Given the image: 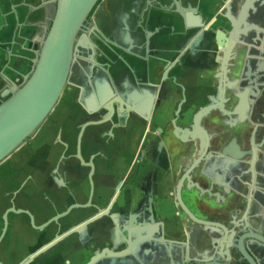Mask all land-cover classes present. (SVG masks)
<instances>
[{
	"label": "flooded vegetation",
	"instance_id": "1",
	"mask_svg": "<svg viewBox=\"0 0 264 264\" xmlns=\"http://www.w3.org/2000/svg\"><path fill=\"white\" fill-rule=\"evenodd\" d=\"M44 1L55 10L53 0ZM165 1L169 4L164 11L141 21L147 26L141 31L146 38L134 33L125 51L113 44L114 38L105 39L100 28L90 36L96 67L109 64L110 81L123 99L113 98L106 116L111 127L109 145L118 141L116 130L124 136L123 156L115 148L108 157L94 152L96 159L111 163L104 197L95 191L94 179L100 175L95 165L80 151L78 156L77 150L70 158L81 165L73 171L57 168L29 174L40 198L23 197L22 189L0 187V264H192V242L198 227L204 226L175 207L173 197L187 169L190 178L182 181V199L196 217L225 223L232 214L237 220L249 202V229L264 234V72L255 70L257 49L264 52V30L258 31L259 36L215 37L217 30L229 29L230 18L237 21L238 31L264 29V18L258 16H264V3L255 0L239 17L235 0H230V9L215 0L205 10L197 9V0H192L190 12L176 7V0ZM162 2L144 0L145 10ZM92 12L94 21L97 8ZM182 16L204 26L183 31ZM207 25L210 29H205ZM45 31L34 40L35 50ZM163 170L164 184L173 187L177 208L171 206L173 215L167 222L156 207ZM42 176L48 181H37ZM82 177L85 183L79 182ZM199 189L207 192L201 194ZM185 190L208 213L206 217L193 211L183 198ZM101 197L103 204L98 207L95 199ZM88 208L95 211L85 216ZM148 225H158L154 234L158 249L172 251L176 242L189 243L185 258L154 256L155 243L148 242L141 247L150 251L149 256H136L133 261L129 257L132 230ZM88 226L91 230H86ZM203 251L206 262H214L211 248L205 246Z\"/></svg>",
	"mask_w": 264,
	"mask_h": 264
},
{
	"label": "water",
	"instance_id": "2",
	"mask_svg": "<svg viewBox=\"0 0 264 264\" xmlns=\"http://www.w3.org/2000/svg\"><path fill=\"white\" fill-rule=\"evenodd\" d=\"M53 1L55 10L51 22L47 26L44 35L39 39V45L35 50V57L30 69L19 83L12 81L0 94V164L34 135L56 106L65 87L68 84H76L72 75L75 71L74 66L79 62L82 64L79 65V71L85 79L80 82L82 85L80 86L77 102L87 113L92 114L104 109L105 104L113 98L117 97V99L119 98L123 101L121 93L110 81L109 64H104L106 68L96 67L98 66V61L94 58V44L90 40L91 34L96 29L100 31L98 26L94 25L92 21L94 15L91 14L94 8L100 7L99 2H103V0ZM214 1L204 0V2H199L197 0L195 7L197 9L208 8V5L214 4ZM235 1L238 3L237 10L240 17L246 14V10L253 6L255 0ZM256 1L264 3V0ZM220 2H223L225 9H230V0H221ZM221 4H217V6H221ZM258 16L259 19L264 18L261 13H258ZM182 17L183 31L197 30L204 26L195 22L197 21L196 19L188 20L184 16ZM89 18H91V21H89ZM87 22L89 23L88 25ZM229 22V29H225L222 33L220 29L217 30L215 37L230 39L248 34L259 36L258 31L264 30L257 26L255 32L248 30L238 31L237 21L235 22L230 18ZM210 25H207L205 29H210ZM101 32L105 39H112L105 31L101 30ZM144 33L142 36L146 38ZM132 36L128 35L127 32L125 34L122 33L120 37L113 40V44L118 45L125 51L127 49L126 44H130L135 38ZM228 49L229 47L225 49L224 54L227 53ZM255 56V70H257V73L263 74V50L258 48ZM94 67L96 70H94ZM244 97H246V94H244ZM143 105L141 104V106ZM150 106L151 103H149ZM119 114L120 117H123L122 115L125 113L121 111ZM83 127H85V124L82 125L78 136L76 148L78 156ZM89 165L92 166V164ZM189 172V169L185 170L176 185L173 197L176 201V207L183 214L195 223L204 226L192 242L195 256L192 264H264V234L251 228L249 229V202H247L242 216L237 220L233 218L232 214L226 217L229 219L225 223L199 219L189 210L182 199L184 187L182 186V181L183 179L189 180ZM199 190L201 194L207 192L202 189ZM158 225L137 227L132 230L133 241L131 242L129 257L133 261L136 256H149L150 251L141 247L142 243L148 244V242L155 243L153 249L156 248L155 250L158 252L156 253L155 251L154 256L168 254L178 258H185L184 251L187 253L186 247L189 243L176 242L172 251L164 247L162 249L157 248L156 242L158 241L154 234L158 230ZM159 238L161 239L162 237L159 235ZM205 246L211 248V256L214 259L212 263L206 262L207 260L203 254V247ZM251 248L258 250L257 253L256 251L255 253L252 252ZM121 257L118 256L117 258L121 259ZM120 259H117V261Z\"/></svg>",
	"mask_w": 264,
	"mask_h": 264
},
{
	"label": "crops",
	"instance_id": "3",
	"mask_svg": "<svg viewBox=\"0 0 264 264\" xmlns=\"http://www.w3.org/2000/svg\"><path fill=\"white\" fill-rule=\"evenodd\" d=\"M168 4L163 0L158 6L145 10L144 0H104V3L97 8L93 23L102 31H106L111 38L117 39L122 33L127 32L131 36L135 33L141 39V31L147 29L141 21L147 22L151 14L158 15ZM175 6L187 12L194 9L192 0H176ZM53 12V5L45 4L44 0H0V94L9 83L23 77L30 69L36 48L34 40L43 34L51 21ZM126 45L129 47V44ZM72 77L76 84H68L65 87L59 105L55 110L53 109L54 114L48 123L40 127L17 149L12 158L0 164V187L3 191L22 189L26 192L23 197L40 198L42 194L32 185L35 180L30 178L29 174L51 172L58 170L57 168H66L71 171L80 167L81 164L70 157L77 148L76 142L83 124L85 127L80 136L79 151L86 156L93 155L92 157L94 152L103 153L104 156L113 155V148L109 144H100L99 135L103 136L106 133L97 127L99 123H103L105 131L110 128L108 121H102L107 115H103L101 111L89 114L81 107L77 97L82 85L80 82L85 78L79 68L75 69ZM61 155L69 158L61 160ZM94 165L96 172L100 174L94 179L95 191L96 194L104 197L109 187L108 175L111 172V163L98 157ZM79 171L85 170L79 169ZM159 176L163 180V185H159L156 190V207L161 220L167 222L170 219L169 216L173 215L171 206L174 209L177 208L172 199L173 187L164 184L167 177L165 171L163 170ZM37 181L46 182L48 179L42 176ZM79 182L85 183L84 177ZM2 197L0 195V198ZM183 198L194 208L193 211L197 212L199 217H206L208 213L197 207L187 190L183 192ZM103 199H95L98 207L103 204ZM94 211L95 209L88 208L83 211V214L88 216ZM185 224L187 220L184 218L183 225ZM86 230L91 228L88 226Z\"/></svg>",
	"mask_w": 264,
	"mask_h": 264
},
{
	"label": "rangeland",
	"instance_id": "4",
	"mask_svg": "<svg viewBox=\"0 0 264 264\" xmlns=\"http://www.w3.org/2000/svg\"><path fill=\"white\" fill-rule=\"evenodd\" d=\"M62 95V94H61ZM60 99H61V96H60V98H59V101H60ZM59 101L57 102V104H56V106L54 107V110L58 107L57 105H59L58 103H59ZM110 109H111V103L107 106V107H105L104 109H101L100 111L102 112V114L103 115H107L108 114V111H110ZM54 110H52V112L48 115V117L45 119V121L42 123V125L40 126V127H42L43 125H46L47 123H48V121H49V119L53 116V114H54ZM102 119V118H101ZM103 120H105V118L103 119ZM103 123H99V125L97 126V127H99V129H100V131H102V132H105L106 134L104 135L105 136V138H100V144L101 145H107V144H112V142L110 141L111 139L109 138V132H110V128H107L108 130H106L105 131V129H104V124L102 125ZM39 127V128H40ZM101 132V133H102ZM123 134H122V132H119L118 130H116V137H117V139H118V141H115V145H114V143H113V145H110V146H112L111 148H115L116 150H119L120 152H119V154H121L122 156H123V152L121 151V150H123L124 148H125V140H124V136H122ZM103 137V136H102ZM27 142V141H26ZM76 144H77V142H76ZM22 146V145H21ZM20 146V147H21ZM115 146V147H114ZM19 147V148H20ZM18 148V149H19ZM15 155V152L13 153V154H11L7 159H6V161H8L10 158H12V156H14ZM17 155V154H16ZM97 156V155H96ZM109 155H105V157H108ZM83 159H85L86 161H91V162H93V164H94V162L95 161H97V159H96V157H88V156H86V155H84V158ZM102 159V158H101ZM5 161V160H4ZM104 161V160H103ZM123 164H121V166H122Z\"/></svg>",
	"mask_w": 264,
	"mask_h": 264
},
{
	"label": "bare ground",
	"instance_id": "5",
	"mask_svg": "<svg viewBox=\"0 0 264 264\" xmlns=\"http://www.w3.org/2000/svg\"><path fill=\"white\" fill-rule=\"evenodd\" d=\"M112 101H109L105 104L104 108L107 107Z\"/></svg>",
	"mask_w": 264,
	"mask_h": 264
}]
</instances>
